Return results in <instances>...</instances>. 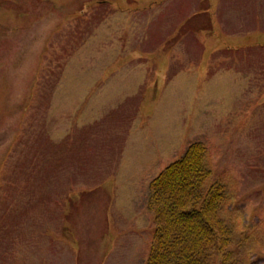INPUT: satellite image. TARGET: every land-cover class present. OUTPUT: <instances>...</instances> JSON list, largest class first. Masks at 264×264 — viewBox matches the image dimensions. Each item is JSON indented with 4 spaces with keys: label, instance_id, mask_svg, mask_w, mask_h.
<instances>
[{
    "label": "crops",
    "instance_id": "crops-1",
    "mask_svg": "<svg viewBox=\"0 0 264 264\" xmlns=\"http://www.w3.org/2000/svg\"><path fill=\"white\" fill-rule=\"evenodd\" d=\"M175 1L161 2L156 12L146 7L126 11L116 5L109 19L107 8L92 12L97 17L93 29L90 15L87 22L83 18L64 36L45 38L47 48L56 51L48 54L50 58H59L56 53H63L64 48L71 50L67 56L46 62L44 96L34 97L35 102L44 99L46 105V158L50 163L60 162L56 168L68 170L61 178L66 179L61 196L65 203L58 211L63 231L59 240L45 235L61 252L70 250L63 234L71 226L64 218L69 215L71 202L76 217L84 211L94 219L102 212L106 217L112 213L118 220L125 217L130 226L122 237L144 244L140 234L150 220L145 204L149 182L178 159L192 140L188 122L192 104L200 106L198 113H208V123L213 120L214 108L226 106L236 110L237 120L245 101L260 95V88H264V2L242 3L231 15L221 5L223 0H206V11H217L212 22L218 33L215 29L201 38L208 49L207 62L202 64L204 54L192 43L196 39L192 19L181 18V4ZM165 7L169 13L178 11L169 17L171 21L163 16ZM248 16L252 19L250 29L243 23ZM252 34L260 36H246ZM228 40L234 41L229 44ZM217 42L220 44L215 46ZM87 46L91 47L86 52ZM82 56L91 61L81 60ZM230 68L235 71L228 72ZM214 97L223 100L218 103ZM194 98L199 100L194 103ZM235 130L238 125L229 123L228 132ZM81 199L88 203L82 211ZM49 230L54 232L51 226ZM1 233L0 229V240ZM67 258L71 261L70 255L61 259ZM128 261L143 264L135 257Z\"/></svg>",
    "mask_w": 264,
    "mask_h": 264
},
{
    "label": "rangeland",
    "instance_id": "rangeland-1",
    "mask_svg": "<svg viewBox=\"0 0 264 264\" xmlns=\"http://www.w3.org/2000/svg\"><path fill=\"white\" fill-rule=\"evenodd\" d=\"M164 1L168 0H0V264H126L131 257L145 264L152 235L150 229L153 228L151 216L146 221L147 229L140 234L145 243L135 245L125 235L122 237L125 228L130 226V222H124L125 217L118 220L114 214L108 213L106 217L102 212L94 219L87 211L76 217L71 202L69 215L64 218L72 227L63 234L70 250L61 252L55 243L51 246L47 242L45 235L53 239L56 236L59 240L63 231L58 211L62 202L65 203L61 196L66 179L61 181V178L66 170L55 167L60 162L50 163L46 158V105L44 99L35 102L34 97L37 94L44 96L46 62L53 57L56 59L49 56L56 51L47 48L46 36H64L67 31L77 28L83 18L87 22L92 12L99 13L107 8L108 19L116 5L126 11L146 7L147 11L156 12ZM205 1H175L181 4V18L192 19V34L196 35L192 43L204 54L202 64L207 62L208 49L200 40L216 29L212 18L217 13L207 12ZM248 2L252 3V0H223L221 5L230 13ZM153 5L157 6L150 7ZM169 11L165 7L163 16L171 21L169 17L178 11ZM192 12L197 14L192 15ZM251 20V16L245 17V28H252ZM96 21L97 17L93 19L92 29ZM140 32L138 30V35ZM233 41L228 40V43ZM219 44L217 42L215 46ZM90 47L87 46L85 51ZM62 51L64 54L56 53L59 58L71 53L69 48ZM84 58L91 61L87 56L80 59ZM218 60L222 67L226 66L223 58ZM232 71L235 70L230 68L228 72ZM192 100L195 103L199 99ZM212 100L221 103L223 98ZM199 107L192 104L188 121L192 140L187 146L198 141L206 149L204 164L211 173L205 186L214 182L223 186L224 200L219 217L231 230L224 251L230 253L231 264H264V88H260V95L245 101L237 120L236 110L231 107H211L215 112L208 123V113H198ZM187 120L185 118L188 125ZM227 122L234 127L238 125V130L228 132ZM210 124H213L212 128L207 127ZM37 133H42L43 137L36 136ZM122 187L117 186L118 189ZM99 202L104 204L103 200L99 199ZM81 206V211L87 209L88 203L81 199ZM49 225L54 230L52 234ZM215 252L210 254L211 264H222L224 255ZM69 255L71 261L61 259Z\"/></svg>",
    "mask_w": 264,
    "mask_h": 264
},
{
    "label": "trees",
    "instance_id": "trees-1",
    "mask_svg": "<svg viewBox=\"0 0 264 264\" xmlns=\"http://www.w3.org/2000/svg\"><path fill=\"white\" fill-rule=\"evenodd\" d=\"M206 149L191 143L183 156L165 167L149 184L148 210L154 223L145 264H211L210 254L222 252L231 264V230L219 217L223 186H205L210 170Z\"/></svg>",
    "mask_w": 264,
    "mask_h": 264
}]
</instances>
